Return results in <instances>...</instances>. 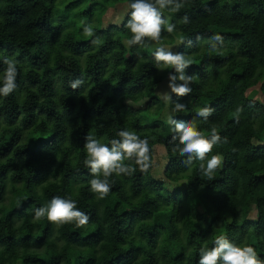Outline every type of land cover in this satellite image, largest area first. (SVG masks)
Listing matches in <instances>:
<instances>
[{"label":"trees","instance_id":"obj_1","mask_svg":"<svg viewBox=\"0 0 264 264\" xmlns=\"http://www.w3.org/2000/svg\"><path fill=\"white\" fill-rule=\"evenodd\" d=\"M130 2L0 0V77L4 57L18 69L16 89L0 97V264H198L220 235L264 260V0H185L177 13L164 10L176 29L158 43L178 40L194 77L189 95L172 96L171 109L186 104L174 119L221 137L209 154L223 157L211 181L199 162L185 166L173 126L159 117L154 92L169 68L156 66L149 43L126 44L129 7L123 20H106L108 8ZM85 24L95 37L83 34ZM214 35L223 39L209 51ZM202 107L213 109L207 121L196 116ZM121 130L148 138L152 161L153 146H163L164 179L183 187L153 180L151 166L113 175L109 194L96 199L85 136L110 144ZM54 196L75 200L87 224L33 222Z\"/></svg>","mask_w":264,"mask_h":264},{"label":"clouds","instance_id":"obj_2","mask_svg":"<svg viewBox=\"0 0 264 264\" xmlns=\"http://www.w3.org/2000/svg\"><path fill=\"white\" fill-rule=\"evenodd\" d=\"M185 4V0H131L128 20L124 27L130 32L131 37L126 44L132 46H146L148 43H158L162 32L171 34L176 25L170 23L164 17V10L172 13L179 12ZM184 23H188V17L184 16ZM83 34L87 37H95V31L90 24L83 25ZM222 36L214 35L209 43V51H217V41L222 42ZM184 41L182 40L181 43ZM93 44H99V38L92 40ZM154 60L158 68H171L173 71L168 75V89L161 95L166 103L172 102V94L177 97L187 96L192 92L191 84L194 77L186 73L191 66V60L184 53H174L169 49L158 47L155 49ZM3 63L6 68L0 77V97H8L16 89V77L18 75L17 61L4 57ZM81 84L79 79L71 82L70 87L76 89ZM186 104L175 102L172 113L183 112ZM211 107H202L196 111V116L207 121L212 115ZM240 109H237V114ZM168 122L172 125L174 135L172 139L178 140V146L173 151H178L186 167H191L194 161L199 162V172L213 179L214 173L221 168L223 157L211 155L214 146L220 142L215 127L210 129L209 135H205L197 127L195 120L191 122L177 121L173 115H169ZM119 139H112L110 144L101 143L93 135L85 136L84 149L86 152L84 165L94 177L89 181L90 191L96 199L103 200L111 191L110 177L130 176L139 169L147 172L152 166L149 139H141L134 131L121 130L116 133ZM187 183V182H186ZM46 219L56 228L66 224H74L82 227L87 224L89 217L77 208L76 201L71 198L60 196L52 197L47 204L35 210L33 222ZM198 264H264L251 246H237L231 243L226 236H217L212 248L202 247L199 250Z\"/></svg>","mask_w":264,"mask_h":264},{"label":"rangeland","instance_id":"obj_3","mask_svg":"<svg viewBox=\"0 0 264 264\" xmlns=\"http://www.w3.org/2000/svg\"><path fill=\"white\" fill-rule=\"evenodd\" d=\"M235 0H226V2H228L229 4L234 3ZM108 12L106 15V20L107 22H115L116 20L121 21V19L123 20V16L124 14L127 12L128 6H114L111 8H108ZM165 18L169 21V18L165 16ZM79 27L81 28L82 23L78 24ZM166 40L168 38H165ZM180 46V42L178 40L175 39V42L170 44V45H166L165 41L163 40V43H149L148 45V49L151 50L152 52L155 51L156 48L158 47H162L165 49H169L174 53H177V50ZM150 51V52H151ZM148 52V53H150ZM150 55H153V53H150ZM190 67V66H189ZM172 72V69L169 68L168 71H166V73H164V77L162 82L157 86V88L155 89L154 95L158 98L159 102H160V108H159V113H160V119L162 121H165V123L168 122V117L169 115H173V119L174 118H182L186 116L185 112H178V113H172V109L169 107V103H166L163 99H161V95L165 92H169L170 90L168 89L167 85H168V75L169 73ZM174 94H172L173 96ZM145 102L146 101H142L140 103H137L135 105H133L134 108L140 109L143 108L145 106ZM167 164V157H166V152L163 146L161 145H155L153 146V161H152V170L150 172V177L153 180L156 181H163L166 185V187L168 189H174L176 187L182 188L184 183H177V184H172L170 182L165 181L164 179V170H165V166Z\"/></svg>","mask_w":264,"mask_h":264}]
</instances>
